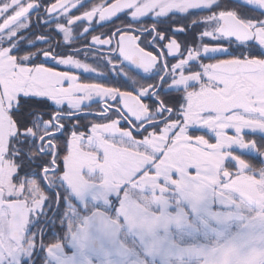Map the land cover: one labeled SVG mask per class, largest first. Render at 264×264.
Wrapping results in <instances>:
<instances>
[{
  "label": "snow or ice",
  "instance_id": "6c2138e0",
  "mask_svg": "<svg viewBox=\"0 0 264 264\" xmlns=\"http://www.w3.org/2000/svg\"><path fill=\"white\" fill-rule=\"evenodd\" d=\"M0 264H264V0H0Z\"/></svg>",
  "mask_w": 264,
  "mask_h": 264
}]
</instances>
